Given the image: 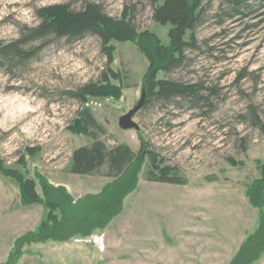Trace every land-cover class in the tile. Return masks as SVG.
I'll use <instances>...</instances> for the list:
<instances>
[{"label": "rangeland", "instance_id": "obj_1", "mask_svg": "<svg viewBox=\"0 0 264 264\" xmlns=\"http://www.w3.org/2000/svg\"><path fill=\"white\" fill-rule=\"evenodd\" d=\"M91 1L113 16L131 10L138 29L148 28L169 44L171 25L153 21L149 0ZM63 2L79 8L83 0H0V41L36 24L37 8ZM216 5L213 0L210 15ZM196 37L201 48L188 51V65L158 75L214 86L212 108L151 102L134 114L139 130L121 129L118 119L138 102L148 65L130 41L110 42V67L119 74L112 81L123 87L119 98H88L83 105L102 125L99 138L107 148L125 143L136 152L142 138L185 183L147 179L148 163L141 159L136 186L104 228L65 241L26 242L14 264L229 263L259 222L245 185L259 175L256 159L264 163V132L252 123L249 108L264 126V10L223 25L209 20ZM106 69L94 35L48 44L21 73L0 68V163L33 179L40 195L42 183L62 185L76 201L111 181L106 165L90 174L68 171L71 152L92 140L71 128L81 105L67 91L97 80ZM46 212L43 204L24 203L19 184L0 172V264ZM251 264H264V252Z\"/></svg>", "mask_w": 264, "mask_h": 264}, {"label": "trees", "instance_id": "obj_2", "mask_svg": "<svg viewBox=\"0 0 264 264\" xmlns=\"http://www.w3.org/2000/svg\"><path fill=\"white\" fill-rule=\"evenodd\" d=\"M149 0L152 19L156 23L171 26L168 31L169 44H164L150 29H138L130 10L113 16L102 6L91 0H83L79 8L69 3H53L37 8L39 21L34 25H22L18 36L8 41H0V68L7 73H21V70L48 44L63 39L74 43L87 35L96 36L107 57V69L95 81L87 82L74 90L67 91L69 97L77 100L81 108L72 121L71 128L85 131L91 138L89 145L75 148L71 152L68 171L73 174H90L106 165L111 181L94 194L73 200L62 185L42 183V195L35 189L33 179L20 172L5 168L0 163V172L12 177L18 184L24 203L43 204L47 212L36 228L15 240L9 259L5 264H14L20 255V247L26 242L45 240L65 241L73 236H88L96 229L104 228L122 210L123 199L137 183L136 167L146 158L147 179L184 184L185 179L169 165H162L163 159L149 149L140 139L139 149L134 152L125 143L107 148L99 138L104 133L88 107L83 106L88 98H119L122 90L118 72L110 67L113 46L111 41L133 42L143 53L148 65L143 78L145 98L142 106L151 102L172 104L178 108L186 105L189 109L212 108V98L217 95L214 86L205 82L182 81L159 77V73H169L181 69L189 63L188 51H198L201 44L196 37V29L212 20L215 25L226 21L243 19L261 13L264 0ZM250 108V119L264 132L256 110ZM136 165V166H135ZM258 177L245 185L249 203L259 211L258 226L248 234L234 253L228 264H251L264 252V163L256 159Z\"/></svg>", "mask_w": 264, "mask_h": 264}, {"label": "water", "instance_id": "obj_3", "mask_svg": "<svg viewBox=\"0 0 264 264\" xmlns=\"http://www.w3.org/2000/svg\"><path fill=\"white\" fill-rule=\"evenodd\" d=\"M144 98H145V92L143 90L136 105H134V107H132L129 111H127L125 114L119 117L118 125L121 129H126V130L140 129L139 125L133 120V117L134 114L141 108Z\"/></svg>", "mask_w": 264, "mask_h": 264}]
</instances>
